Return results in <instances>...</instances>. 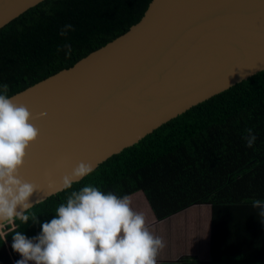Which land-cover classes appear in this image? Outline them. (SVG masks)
Listing matches in <instances>:
<instances>
[{
    "label": "trees",
    "instance_id": "trees-1",
    "mask_svg": "<svg viewBox=\"0 0 264 264\" xmlns=\"http://www.w3.org/2000/svg\"><path fill=\"white\" fill-rule=\"evenodd\" d=\"M150 1H41L0 28V85H9L10 97L71 67L137 23ZM66 24L74 30L61 36ZM249 128L257 136L252 148L243 139ZM88 184L127 195L133 210L141 203L153 233L159 225L175 226L176 215L188 213L190 218L188 211L198 209L194 214L200 217L206 208L205 227L197 228L194 240L187 239L186 229V245L168 235L185 254L169 253L158 264H264V221L252 207L254 200H264V70L162 124L99 164L72 189L35 204L29 212L40 223L4 222L0 264L22 258L11 247L16 231L37 236L70 191ZM186 247H193L192 252Z\"/></svg>",
    "mask_w": 264,
    "mask_h": 264
},
{
    "label": "water",
    "instance_id": "water-1",
    "mask_svg": "<svg viewBox=\"0 0 264 264\" xmlns=\"http://www.w3.org/2000/svg\"><path fill=\"white\" fill-rule=\"evenodd\" d=\"M41 1L0 0V28ZM262 70L264 0H151L128 31L10 96L39 129L18 170L40 189L29 202Z\"/></svg>",
    "mask_w": 264,
    "mask_h": 264
},
{
    "label": "clouds",
    "instance_id": "clouds-1",
    "mask_svg": "<svg viewBox=\"0 0 264 264\" xmlns=\"http://www.w3.org/2000/svg\"><path fill=\"white\" fill-rule=\"evenodd\" d=\"M70 30L73 25L66 24L59 34L66 36ZM65 47L70 51V46ZM8 92V84L0 85V223L36 224L40 222L29 212L33 207L29 198L40 189L20 179L18 170L39 129L30 123L26 106L14 103ZM246 131L243 139L252 148L257 136L250 128ZM93 171L90 163H79L62 178V189H72ZM252 207L264 221V200H254ZM11 247L22 257L15 264H157L165 243L149 231L145 216L132 209L127 195L120 197L88 184L70 191L54 217L41 224L37 236L28 238L16 231Z\"/></svg>",
    "mask_w": 264,
    "mask_h": 264
},
{
    "label": "rangeland",
    "instance_id": "rangeland-1",
    "mask_svg": "<svg viewBox=\"0 0 264 264\" xmlns=\"http://www.w3.org/2000/svg\"><path fill=\"white\" fill-rule=\"evenodd\" d=\"M137 206H138V208H137V210H135V206L133 205L134 210L136 212L142 213L145 216V218H146L147 215L145 213L146 211H145L144 207L141 205V203H136V207ZM197 210L196 209H191V210L188 211L189 213L190 212L192 213L191 214L192 216H190V218H188V216H187L188 213H186V214L182 213V214L176 215L174 217V220L172 221V222H175V226H174L173 223H169L165 227H161V225H159L156 228L157 229L156 233H153L152 230H150L148 228L149 231H151L154 235L160 236V237L163 238V240H165V242H164L165 243V247L160 251V252H162L165 255V257L170 256L169 253L171 252V250L177 251L176 247L173 245V242L171 241V240H173V236H174V239H178L180 241V242H178L180 245H186V244H182V241H184V238H186L182 234L183 229H186V231H187V233L189 235V236H187L188 237L187 239L188 240H190V239L194 240V236H195V234H197V230H198L197 228H201V230H202L205 227L204 225H205L206 220H207L206 219L207 210H206V208H201L200 211L202 212L203 215H201L200 217H197L194 214V213H196ZM196 219H200L199 224L196 223ZM11 222H12V220L7 221V223H9V224ZM7 223H4V224L0 225V234L1 235L4 234L5 226H6ZM168 235H170L171 240H168Z\"/></svg>",
    "mask_w": 264,
    "mask_h": 264
},
{
    "label": "crops",
    "instance_id": "crops-1",
    "mask_svg": "<svg viewBox=\"0 0 264 264\" xmlns=\"http://www.w3.org/2000/svg\"><path fill=\"white\" fill-rule=\"evenodd\" d=\"M190 252H192V250H193V247H186ZM176 250L177 251H173V250H171V252H170V254L171 255H173V256H177V255H179V254H185L184 253V250L182 251L180 248H176ZM179 252V253H178ZM181 252V253H180ZM191 254V253H190ZM197 254V253H196ZM159 257H164V254L162 253V252H159V255H158V257H157V259L159 258Z\"/></svg>",
    "mask_w": 264,
    "mask_h": 264
},
{
    "label": "bare ground",
    "instance_id": "bare-ground-1",
    "mask_svg": "<svg viewBox=\"0 0 264 264\" xmlns=\"http://www.w3.org/2000/svg\"><path fill=\"white\" fill-rule=\"evenodd\" d=\"M136 24V23H135ZM134 25V24H133ZM128 31V30H127ZM125 33V32H124ZM122 35V34H121ZM120 36V35H119ZM118 37V36H117ZM115 39V38H114ZM112 41V40H111ZM141 140V139H140ZM134 145V144H133ZM130 147V146H129ZM121 152V151H120ZM4 224V223H3Z\"/></svg>",
    "mask_w": 264,
    "mask_h": 264
}]
</instances>
